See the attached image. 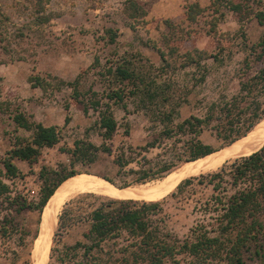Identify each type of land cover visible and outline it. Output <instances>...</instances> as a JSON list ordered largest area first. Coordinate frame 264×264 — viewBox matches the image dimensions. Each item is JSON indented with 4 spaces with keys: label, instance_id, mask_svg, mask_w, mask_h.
Instances as JSON below:
<instances>
[{
    "label": "rangeland",
    "instance_id": "rangeland-1",
    "mask_svg": "<svg viewBox=\"0 0 264 264\" xmlns=\"http://www.w3.org/2000/svg\"><path fill=\"white\" fill-rule=\"evenodd\" d=\"M126 1L0 0V156L10 148L14 134L20 137L31 135L20 129L11 133L15 126L10 113L16 108L37 123L60 127L62 134L57 144L41 150L35 162L15 160L20 176L11 180L3 178L9 186L10 198H0V264L34 263V244L40 236L38 233L39 230L41 233L44 218L42 215L40 225L41 212L27 208L18 210V204L37 203L45 184L44 178L50 184L56 180L50 172L87 174L101 181L107 180L120 189L124 183L128 184L124 188L155 183L191 162H176L177 154L185 151V142L190 135L178 133L175 125L191 115L204 118L211 113V104L220 106L246 94L241 92V83L250 80L262 67V60L257 57L259 48L253 52L250 48L264 36V24L259 25L253 16L260 9L264 11V0H259L250 10L244 9L240 16L228 12L216 23L212 10H209V0H136L145 6L148 14L144 22L135 23L134 28L129 26L132 20L125 11ZM190 3H197L204 9L193 22L183 18L184 6ZM41 17H46L47 21ZM108 29L117 32L114 43H110L106 35ZM175 47L178 54L171 53ZM195 50L203 52V59L198 62L201 67L192 64L180 68L182 55ZM160 52L164 53L165 62ZM122 55L146 77L161 75L170 78L171 95L174 99L185 98L186 102L179 108V117L172 124L160 121L159 105L144 106L136 98H127L126 112L119 106H112L117 129L111 140H104L95 126L98 113L91 109L84 112L82 104H70L69 87L44 92L32 87L30 82L34 75H49L64 82L79 77V91L86 97L90 95L87 94L89 90L103 94L106 89L116 87L112 80L108 82L101 74L108 66L106 62ZM213 55L220 60L214 61ZM167 63L170 67L165 70ZM202 76L203 81H199ZM52 83L53 86L56 82ZM257 93L255 90L251 95ZM258 99L262 101V118L257 123L264 120V90L258 94ZM250 100L246 98L241 104L249 106L248 115L252 113ZM66 104L69 106L67 111ZM212 114H219L218 107ZM66 117H69L67 124ZM257 123L231 145L224 144L214 132L204 130L199 139L214 152L203 158L217 156L242 143ZM166 127L169 134L164 132ZM76 140L96 146L104 144L109 147V152L99 150L93 162L74 160L67 151L74 148ZM254 151H232L230 158L218 168L181 178L156 199H129H138V203H159L161 210L157 218L163 225L160 227L183 240L195 222L202 219L203 204L213 193L210 185L199 182V177L216 173L223 166L228 169L235 160ZM117 158L122 166L116 164ZM173 162L176 165L167 172L157 171L163 163ZM149 168L154 174L151 179L134 182L142 171ZM42 171L43 177L40 176ZM186 180L190 181L185 183ZM111 200L89 191H77L66 199L47 246L45 264H148V260L136 263L134 252L146 254L140 244L129 246L135 240L124 234L102 242V250L93 249L86 258L84 249H69L78 242L88 243L83 237L89 228L88 214ZM150 219L156 220L153 216ZM259 220L264 223V208ZM154 225L151 224L149 229ZM2 226L18 231L13 230L10 236L4 237ZM35 234L38 236L36 240L33 239ZM181 259V264H190L188 258Z\"/></svg>",
    "mask_w": 264,
    "mask_h": 264
},
{
    "label": "trees",
    "instance_id": "trees-1",
    "mask_svg": "<svg viewBox=\"0 0 264 264\" xmlns=\"http://www.w3.org/2000/svg\"><path fill=\"white\" fill-rule=\"evenodd\" d=\"M209 1V10H212L215 23L222 20L228 12L240 16L244 9L250 10L253 5L260 2L259 0ZM125 11L129 19L132 20L130 28H134L135 23L144 22L148 14L145 6L136 0H127ZM202 11L204 9L197 3L187 4L184 6L183 18L188 22H193ZM253 16L259 25L264 24L263 10L260 9ZM43 19L45 22L47 21L46 17ZM166 23L169 24V21ZM116 33L115 30H107L106 35L110 43L115 42ZM257 48L260 50L257 57L262 60V67L250 80L241 83V92L245 91L246 94L234 97L220 106L211 104L212 111L204 118L191 115L175 125L178 133L190 135V138L185 142V151L177 154L176 162L194 161L214 152L212 147L205 145L199 139V135L204 130L214 132L224 144H231L245 136L262 118L260 112L262 101L258 99V94L264 90V59H262L264 36L250 48V51L253 52ZM171 53L178 54L177 48L171 49ZM160 56L165 62L164 53L160 52ZM181 58L183 60L179 65L180 68L192 64L201 67L198 62L203 59V52L199 50L185 52ZM212 58L214 61L220 60L217 55H213ZM106 64L108 66L104 67L101 74L107 77L108 82L113 81L116 87L108 91L106 89L103 94L89 90L87 94L90 95L86 97L85 93L79 91V77L72 82H64L49 75L44 77L34 75L30 77V82L32 87H38L44 92H55L61 90L63 86L69 87L71 90L70 104H82L84 112L91 109L98 113L95 126L104 140H111L117 129L112 106H119L126 112L125 100L127 98H136L144 106L147 104L159 105L158 117L162 123L172 124L179 117V108L186 100L184 97L174 99L171 95L170 78H163L161 75H158L159 79L146 77L131 66L132 64L125 55L115 57L107 61ZM169 67L167 63L164 69ZM203 79L202 76L199 81H203ZM53 81L56 83L52 86ZM255 90L258 93L251 95ZM246 98H251L249 104L252 105V113L249 115L247 113L249 106H241ZM68 107V104L64 106L66 111ZM216 107H218L219 114L213 115L212 112ZM10 119L15 126L11 133H16L15 131L20 129L30 132L31 135L20 137L14 134L10 148L0 156V198L6 199L10 198V189L3 178L11 180L21 175L14 161L33 163L38 159L43 148L53 147L62 137L60 127L37 123L19 108L10 113ZM68 122L69 117H66L65 124ZM164 132L169 134L168 127ZM99 150L109 152V147L104 144L96 146L90 142L76 140L74 148L67 152L74 160H81L85 163L93 162ZM116 164L122 166L123 163L117 158ZM175 165L174 162L163 163V166L157 171L167 172ZM152 172L151 168L142 171L134 182L151 179V176L154 175L151 174ZM50 173L56 177V180L50 184L44 178L45 184L41 189L38 202L35 204L19 203L18 210L27 208L40 213L54 190L63 181L75 175L74 171L63 175L58 172ZM40 176H44L43 171ZM199 178V182L210 185L213 193L203 204L202 219L195 222L183 240L172 233L164 232L160 227L163 225L157 218V214L161 210L159 203H138L132 200L113 199L88 214L89 228L83 233V237L88 243L78 242L69 249H84L86 258L93 249L101 251L102 242L116 239L124 234L126 238L135 240L129 246L140 244V249L146 254L145 257L141 253L134 252L133 258L136 263H139L138 260H148V264H168V262L181 264V258H188L190 264H264V223L259 220L264 208V144L256 152L235 160L228 169L223 166L218 172L202 175ZM189 181L186 180L185 183ZM126 186L128 184L124 183L122 188ZM152 216L156 220L152 221L150 219ZM151 224H155V227L149 229ZM13 230L18 231V229H7L2 226V236H10ZM36 235L33 239L37 237ZM127 248L125 247L124 250ZM64 258H66V254Z\"/></svg>",
    "mask_w": 264,
    "mask_h": 264
},
{
    "label": "bare ground",
    "instance_id": "bare-ground-1",
    "mask_svg": "<svg viewBox=\"0 0 264 264\" xmlns=\"http://www.w3.org/2000/svg\"><path fill=\"white\" fill-rule=\"evenodd\" d=\"M263 143L264 120L257 123V125L251 130L249 136L246 137L242 143L236 144L232 149L223 151L217 156H211L187 162L183 164L178 170L166 175L163 179L152 184L132 186L120 189L105 182L104 180L101 181L98 178L87 174H78L69 177L56 189L44 209V213L42 214L44 220L50 213L52 223L49 227V230H46L45 235H43L45 227L44 223H42L41 233H39L40 236L39 238L37 237L38 239L36 238L37 240L34 244L33 264H39V262L36 260V256L38 254L42 256L40 264H45V258L48 252L47 246L54 231L59 211L65 200L70 196H74L77 191H89L107 197L109 199L155 198L165 189H168L169 187L177 183L181 178L210 172L218 168L226 159L230 158L229 155L232 151L251 152L256 150ZM43 238L44 243L41 244V240Z\"/></svg>",
    "mask_w": 264,
    "mask_h": 264
},
{
    "label": "water",
    "instance_id": "water-1",
    "mask_svg": "<svg viewBox=\"0 0 264 264\" xmlns=\"http://www.w3.org/2000/svg\"><path fill=\"white\" fill-rule=\"evenodd\" d=\"M237 141V140H236ZM236 141H234V142H236ZM234 142H232L231 144H233ZM231 144H229V145H231ZM263 146V145H262ZM261 146V147H262ZM260 147V148H261ZM259 148V149H260ZM257 151V150H256ZM256 151H254V152H256ZM254 152H252V153H254ZM251 153V154H252ZM211 154H213V153H211ZM210 155V154H209ZM250 155V154H249ZM208 156V155H207ZM205 157V156H204ZM203 158V157H202ZM200 159V158H199ZM67 180V179H66ZM65 180V181H66ZM102 180H104V179H102ZM105 182H107V183H109V184H111L110 182H108L107 180H104ZM64 182V181H63ZM62 182V183H63ZM61 183V184H62ZM60 184V185H61ZM59 185V186H60ZM112 185V184H111ZM58 186V187H59ZM57 187V188H58ZM56 188V189H57ZM56 189L54 190V192L56 191ZM54 192H53V194H54ZM52 194V195H53ZM52 195L49 197V199L47 200V202H46V204L44 205V207H43V209H42V211H41V220H40V225H41V223H42V214L44 213V209H45V207H46V205H47V203H48V201L50 200V198L52 197ZM128 200H132V201H136V200H138V199H128ZM122 201H127V200H122ZM143 201V200H142ZM144 202H147V201H144ZM155 202V201H154ZM43 223H44V227H45V229H44V231H43V235H45V232H46V230L48 229L49 230V227L51 226V223H52V221H51V214L49 213L48 215H47V217H46V219L43 221ZM39 233H40V230H39ZM39 233H38V236H39ZM37 236V237H38ZM36 240V239H35ZM44 243V238L41 240V244H43ZM49 250H50V248H49ZM49 254V253H48ZM36 260L39 262V264L41 263V260H42V256L40 255V254H38L37 256H36ZM47 264V263H46Z\"/></svg>",
    "mask_w": 264,
    "mask_h": 264
}]
</instances>
